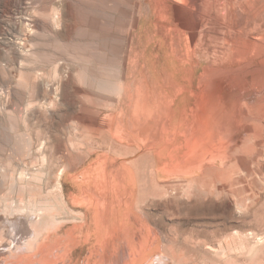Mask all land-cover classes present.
I'll return each mask as SVG.
<instances>
[{
    "label": "rangeland",
    "instance_id": "rangeland-1",
    "mask_svg": "<svg viewBox=\"0 0 264 264\" xmlns=\"http://www.w3.org/2000/svg\"><path fill=\"white\" fill-rule=\"evenodd\" d=\"M263 124L264 0H0V249L264 264Z\"/></svg>",
    "mask_w": 264,
    "mask_h": 264
},
{
    "label": "bare ground",
    "instance_id": "bare-ground-1",
    "mask_svg": "<svg viewBox=\"0 0 264 264\" xmlns=\"http://www.w3.org/2000/svg\"><path fill=\"white\" fill-rule=\"evenodd\" d=\"M17 210H18V207L13 208L12 209L13 214L16 215ZM9 221H11V224L14 225V228H16V230L20 232L24 231L22 233L24 234V236L21 235L18 238H12L11 241L8 242L7 244V245H10L11 248L9 247L6 249L4 248L0 249V255L5 256V257L0 258V264H53L52 256L57 255L60 251L56 250L57 248L55 244L47 246L45 245L44 241L39 240L38 242L37 237H35L34 235L33 236L31 235L32 220L20 219V218H17L16 216L15 219H10ZM10 237H13V236H10ZM12 243H13V246H12ZM145 248L143 250H145ZM64 252L69 253V250L67 251L65 250ZM114 260L115 259L113 258L112 254L110 255L109 259H107V261L110 262V264H115L116 261Z\"/></svg>",
    "mask_w": 264,
    "mask_h": 264
}]
</instances>
